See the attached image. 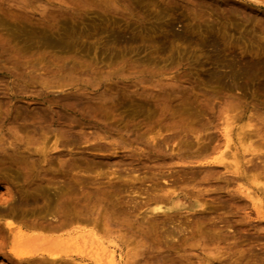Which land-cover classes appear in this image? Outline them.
<instances>
[{
  "label": "rangeland",
  "instance_id": "obj_1",
  "mask_svg": "<svg viewBox=\"0 0 264 264\" xmlns=\"http://www.w3.org/2000/svg\"><path fill=\"white\" fill-rule=\"evenodd\" d=\"M77 231L264 264V0H0V264H97Z\"/></svg>",
  "mask_w": 264,
  "mask_h": 264
},
{
  "label": "bare ground",
  "instance_id": "obj_2",
  "mask_svg": "<svg viewBox=\"0 0 264 264\" xmlns=\"http://www.w3.org/2000/svg\"><path fill=\"white\" fill-rule=\"evenodd\" d=\"M247 192H248V190L246 191V193ZM249 197H251V195ZM163 198L165 199L164 200L165 203H161L160 204L158 202H155L154 205H152V207H150L149 210L151 212H156L159 209L178 211V210H186V209H189L191 207L200 206V203H197L195 201L194 202H189L187 200L186 196L181 195V194H179V192H176L174 190L165 189V195H164ZM5 224L8 226L9 230L12 231V228L9 226V223L6 222ZM62 224L63 223H61V225ZM50 225L51 224H49L47 227L48 228L50 227L51 229L50 228L49 229L52 230L51 232H54L53 228L51 227V226H53V224L51 226ZM65 225H66V223H65ZM56 227L57 226H55V229H56ZM55 232H56V230H55ZM65 235H66L65 239H62V238H60V239L65 240L66 244H70V243L71 244H75L76 242H78L79 239L80 240H84L85 237L90 235V238H92L91 240L93 241V248H92L93 251L91 252V255L95 259L96 263L97 264H119L115 248L112 247L110 244H106L103 241L99 240L98 237H96L94 234L77 231V232H73V233L72 232H66ZM60 239L58 238L57 240H60ZM17 240H18V238H15L13 236V240L12 241L14 243H16ZM30 240L31 241L28 242L29 243L28 247L25 250H22L21 252H18V254H19L18 256L23 255V253L28 254V255L35 254V253H40V251L36 248L35 242L33 241L35 239H30ZM62 240H60L58 243L65 244V241L63 243ZM46 253L48 255H50V256H55L57 252L50 251V250L47 249Z\"/></svg>",
  "mask_w": 264,
  "mask_h": 264
}]
</instances>
